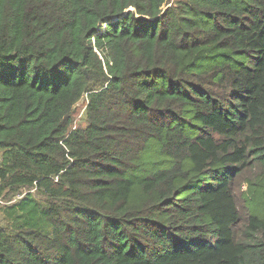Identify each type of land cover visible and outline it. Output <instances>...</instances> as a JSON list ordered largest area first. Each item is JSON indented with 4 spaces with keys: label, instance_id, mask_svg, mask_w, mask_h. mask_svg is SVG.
I'll list each match as a JSON object with an SVG mask.
<instances>
[{
    "label": "trees",
    "instance_id": "16d2710c",
    "mask_svg": "<svg viewBox=\"0 0 264 264\" xmlns=\"http://www.w3.org/2000/svg\"><path fill=\"white\" fill-rule=\"evenodd\" d=\"M170 2L0 0V264H264V0Z\"/></svg>",
    "mask_w": 264,
    "mask_h": 264
},
{
    "label": "rangeland",
    "instance_id": "374dc122",
    "mask_svg": "<svg viewBox=\"0 0 264 264\" xmlns=\"http://www.w3.org/2000/svg\"><path fill=\"white\" fill-rule=\"evenodd\" d=\"M171 2V4L175 1V0H170ZM85 107V99H83L78 105H77V107H76V116H75V124L77 125V127L78 128H83L85 125H86V116H83L82 118H81V116H82V114H83V108ZM240 186H241V183H239L238 184V187L236 188L237 189V196H238V198H239V196L241 195V193H242V189L240 188ZM5 203H3L2 205H4ZM1 205V206H2ZM1 214H0V218H1Z\"/></svg>",
    "mask_w": 264,
    "mask_h": 264
},
{
    "label": "built area",
    "instance_id": "2783aa9c",
    "mask_svg": "<svg viewBox=\"0 0 264 264\" xmlns=\"http://www.w3.org/2000/svg\"><path fill=\"white\" fill-rule=\"evenodd\" d=\"M0 203H2V202L0 201Z\"/></svg>",
    "mask_w": 264,
    "mask_h": 264
}]
</instances>
